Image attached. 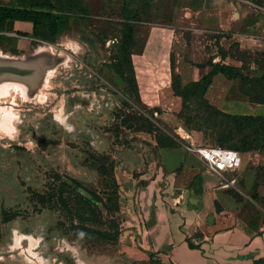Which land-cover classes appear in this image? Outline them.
<instances>
[{
	"label": "rangeland",
	"instance_id": "374dc122",
	"mask_svg": "<svg viewBox=\"0 0 264 264\" xmlns=\"http://www.w3.org/2000/svg\"><path fill=\"white\" fill-rule=\"evenodd\" d=\"M199 1L0 0L67 17L50 42L0 25L1 56L42 47L50 57L42 71L38 62L16 65L32 74L0 80V264H164L135 261L127 245L135 201L169 181L158 148L264 149V118L211 115L200 105L204 87L182 110L177 93L198 75L176 73L190 66L237 68L243 91L264 102V51L196 27L202 13L190 7ZM175 8L180 25L170 41L157 38L150 29L172 25Z\"/></svg>",
	"mask_w": 264,
	"mask_h": 264
},
{
	"label": "crops",
	"instance_id": "0c3cea01",
	"mask_svg": "<svg viewBox=\"0 0 264 264\" xmlns=\"http://www.w3.org/2000/svg\"><path fill=\"white\" fill-rule=\"evenodd\" d=\"M257 1L212 0L219 7L207 11L203 8L206 0H201L190 9L202 13L201 22L196 25L199 29L229 33L244 47L264 51V1L259 5ZM180 10L174 9L172 25L153 27L150 31L157 38L169 39L180 25L175 13ZM8 25L10 33L23 34L35 41L31 37V23ZM167 44L166 47L172 48V44ZM148 45L145 43L144 50ZM47 55L48 51L39 47L33 55L18 58L0 55V58L19 66L38 62L42 71L47 67L41 64L43 57L50 59ZM40 71H35V78L42 77ZM210 71L209 66H190L171 74H197V78L189 81L196 82ZM37 80L29 84L38 86ZM239 88L240 80H227L218 74L212 78L205 97L223 113L264 117V104L251 102ZM2 89L1 86L0 98ZM241 157L242 166L233 186L225 187L220 176L210 173L182 148H158L160 170L169 181L150 185L135 201L137 212L132 236H128L131 242H127L130 257L144 261L159 256L164 264H264V152H244ZM213 176L219 183L212 181Z\"/></svg>",
	"mask_w": 264,
	"mask_h": 264
},
{
	"label": "trees",
	"instance_id": "16d2710c",
	"mask_svg": "<svg viewBox=\"0 0 264 264\" xmlns=\"http://www.w3.org/2000/svg\"><path fill=\"white\" fill-rule=\"evenodd\" d=\"M64 19H67V17H64L61 13L54 14L51 11L44 12L39 8L28 10L27 8L0 6V25L1 24L3 25L2 28H5L7 24H12L13 22H29L33 25L31 37L44 40L47 42L52 41V39L63 29L62 26L65 23L67 24L66 20ZM19 35L24 36L23 34H19ZM209 67L211 68V71L207 75L202 77L199 81L189 82L188 84H186V86H184L181 92L177 93V96L182 98V110L186 109V105L189 103L188 99L191 96L192 90H198L204 87L200 105L202 107L207 108L211 112V115L213 114L221 115V116L227 115L226 113H223L218 109H216L214 106H211L204 98V94L206 93L209 85L211 84L212 78L218 74L222 75L227 80H236V79L240 80V88H239L240 93L243 96L247 97L251 102L264 104V102H261L256 98L251 97L248 92L243 91V77L240 74V72L237 70V68L230 69L228 66H224L222 64L221 65L211 64L209 65ZM229 71H233L234 74L230 75ZM249 117L251 118L252 116ZM252 118L259 119L264 117L259 116ZM185 123L189 125L190 120H185ZM161 148H165V146ZM236 151L242 154L244 152H250V151L264 152V149L263 148L252 149L245 146L243 149H239Z\"/></svg>",
	"mask_w": 264,
	"mask_h": 264
},
{
	"label": "built area",
	"instance_id": "2783aa9c",
	"mask_svg": "<svg viewBox=\"0 0 264 264\" xmlns=\"http://www.w3.org/2000/svg\"><path fill=\"white\" fill-rule=\"evenodd\" d=\"M184 150L187 154L195 156L210 173L220 176L224 180L225 187L233 186L235 176L242 166V157L238 151L193 145L186 146ZM225 175H231L230 179L226 180Z\"/></svg>",
	"mask_w": 264,
	"mask_h": 264
},
{
	"label": "water",
	"instance_id": "95a60500",
	"mask_svg": "<svg viewBox=\"0 0 264 264\" xmlns=\"http://www.w3.org/2000/svg\"><path fill=\"white\" fill-rule=\"evenodd\" d=\"M0 65H2L0 66V74H2V76L0 77V80H2V78H5L6 76H9L11 74L20 75V76H26V75L28 76L32 74V73H29L26 69H22L20 67L17 68L15 64L7 63V64H0Z\"/></svg>",
	"mask_w": 264,
	"mask_h": 264
},
{
	"label": "bare ground",
	"instance_id": "6f19581e",
	"mask_svg": "<svg viewBox=\"0 0 264 264\" xmlns=\"http://www.w3.org/2000/svg\"><path fill=\"white\" fill-rule=\"evenodd\" d=\"M41 57H42V56H41ZM41 57H40V58H41ZM25 62H26V61H25ZM28 62H29V61H28ZM1 63H2V64H7V63L13 64V63H11V61H7V60H5V59H1V58H0V64H1ZM30 86H31V85H30Z\"/></svg>",
	"mask_w": 264,
	"mask_h": 264
}]
</instances>
